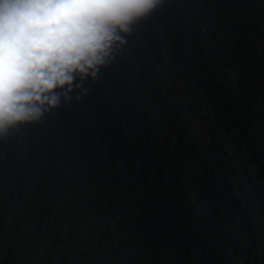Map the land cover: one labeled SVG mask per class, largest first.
Here are the masks:
<instances>
[{
  "label": "water",
  "instance_id": "water-1",
  "mask_svg": "<svg viewBox=\"0 0 264 264\" xmlns=\"http://www.w3.org/2000/svg\"><path fill=\"white\" fill-rule=\"evenodd\" d=\"M126 41L0 137V264H264V0H162Z\"/></svg>",
  "mask_w": 264,
  "mask_h": 264
},
{
  "label": "clouds",
  "instance_id": "clouds-1",
  "mask_svg": "<svg viewBox=\"0 0 264 264\" xmlns=\"http://www.w3.org/2000/svg\"><path fill=\"white\" fill-rule=\"evenodd\" d=\"M162 0H0V137L96 79Z\"/></svg>",
  "mask_w": 264,
  "mask_h": 264
}]
</instances>
